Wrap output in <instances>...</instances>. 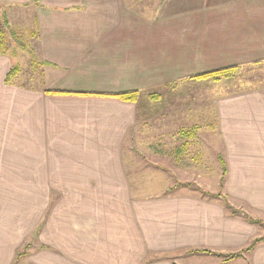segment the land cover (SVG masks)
I'll return each instance as SVG.
<instances>
[{"label": "crops", "instance_id": "obj_1", "mask_svg": "<svg viewBox=\"0 0 264 264\" xmlns=\"http://www.w3.org/2000/svg\"><path fill=\"white\" fill-rule=\"evenodd\" d=\"M0 2L37 4L45 83H7L0 54V264L38 225V264H264V0ZM231 65L227 78L193 77ZM124 90L137 100L107 95ZM209 151L242 213L138 164L152 155L191 173Z\"/></svg>", "mask_w": 264, "mask_h": 264}, {"label": "rangeland", "instance_id": "obj_2", "mask_svg": "<svg viewBox=\"0 0 264 264\" xmlns=\"http://www.w3.org/2000/svg\"><path fill=\"white\" fill-rule=\"evenodd\" d=\"M181 1L177 2V6L182 5ZM32 5V6H31ZM31 5H8L6 3L0 2V30H4L6 32V45L5 47L8 49V55L12 57V65L18 64L19 65V74L15 76L18 84H26L31 87H43L45 86L43 83L42 78V68L43 64H41V59L37 55L39 49V37L35 34L31 36V31L35 30V21H34V14L36 9V3H32ZM8 24V26H7ZM1 41V37H0ZM21 44H24L25 47H22ZM33 61V62H32ZM233 74V73H232ZM231 74V75H232ZM223 76L225 78L230 77ZM235 75V74H234ZM236 76L239 77L238 73ZM235 76V77H236ZM250 75L244 73L241 74L243 79H248ZM254 75H252L253 77ZM236 79V85L242 83L245 80ZM222 78V77H221ZM234 78V77H233ZM252 79V78H251ZM225 85H223L224 87ZM149 92H145L147 95ZM218 94L216 90L213 91V95ZM211 93H208V97ZM144 97V96H143ZM148 96L144 97L147 99ZM164 97L169 98L168 91L164 92ZM149 100V99H148ZM163 109V107H161ZM152 111L154 113V107L147 108L146 111H142V113H146ZM158 111V109H156ZM151 112V113H152ZM182 123L179 126L175 127L174 133L177 135L183 136ZM165 129V126H163ZM208 131V128H207ZM210 142V140H209ZM213 151V150H212ZM215 151V150H214ZM215 157V156H214ZM206 162L205 165H201L200 169L197 171H193L188 173L184 170L181 171V167L184 164L182 161H179L177 164V168L172 166L167 160L166 161H158L157 159L153 158L152 155H141L138 156V164L145 165L146 167H153L154 164L160 163L165 166L170 172V176L172 175L173 185H171L170 190L177 189L178 187L181 190H195L197 193L205 194H219L222 193L221 190V175L218 176V170L215 167V163L213 162V156L211 152L207 153L206 155ZM219 174H221V165L219 164ZM145 171V173H147ZM178 172V173H177ZM151 172H148L150 174ZM185 174V175H184ZM195 174H198L197 178H192ZM169 176V177H170ZM179 179H183L181 183ZM196 180V181H195ZM157 184V183H156ZM155 185V184H153ZM146 187V186H144ZM158 186H149L148 188H143L146 192L145 193H155L157 191ZM18 191L16 193V197L23 200V191L22 188H16ZM48 193L50 194V200H55L56 195L58 192V188H35V194L37 196H41L46 200ZM38 202V200H37ZM237 205H242L237 204ZM50 208V207H49ZM48 210V208L46 209ZM251 216H255V214L251 213ZM256 219V218H255ZM258 220V219H257ZM255 221L254 223L257 224L264 233V224L259 221ZM41 222H39L40 224ZM31 235H27L24 239L23 244L19 248L16 262L15 264H38V262L33 261L32 257L34 255H39L38 247L40 244L38 243V234L40 231V225L33 229ZM30 233V232H29ZM38 233V234H37ZM187 255V254H186ZM188 256V255H187ZM150 257H153L151 255Z\"/></svg>", "mask_w": 264, "mask_h": 264}, {"label": "trees", "instance_id": "obj_3", "mask_svg": "<svg viewBox=\"0 0 264 264\" xmlns=\"http://www.w3.org/2000/svg\"><path fill=\"white\" fill-rule=\"evenodd\" d=\"M7 26H8V24H7ZM35 34L36 33L34 31H31V36H34ZM0 37H1L0 54H7L8 49L5 47V45H6V32L4 30H0ZM21 45H22V47H25L24 44H21ZM236 68H237L236 65L226 66V67H222V68H218V69L209 70V71H206L203 73H199L193 77L220 79L223 76H229L232 73H234ZM18 72H19V65L17 63L13 64V66L11 67L10 71L8 72V74L6 76V82L7 83L12 82L14 77L18 74ZM45 91L47 93H53V94L54 93H83V94L92 93V92H88V91H73V90L49 89V88L46 89ZM107 95L117 96L123 100L136 101L138 96H139V91L138 90H124V91H119V92H110V93H107ZM151 97H153V95ZM218 159H219V163L221 165V180L220 181H221V189L223 190L225 177H226V173H227V165H226V160H225L223 155L219 154ZM207 195H215V194L207 193ZM221 195H223V197H224L227 209H229V211L232 214L242 213L238 209L233 208V206L229 203L227 194H225L223 192L216 194V196H221ZM252 246H254V244Z\"/></svg>", "mask_w": 264, "mask_h": 264}]
</instances>
